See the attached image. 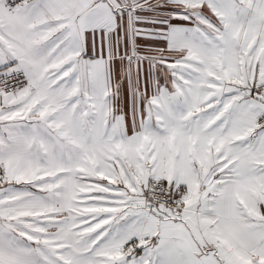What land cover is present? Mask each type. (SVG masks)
Returning a JSON list of instances; mask_svg holds the SVG:
<instances>
[{
    "label": "snow or ice",
    "instance_id": "obj_1",
    "mask_svg": "<svg viewBox=\"0 0 264 264\" xmlns=\"http://www.w3.org/2000/svg\"><path fill=\"white\" fill-rule=\"evenodd\" d=\"M0 264H264V0H0Z\"/></svg>",
    "mask_w": 264,
    "mask_h": 264
}]
</instances>
